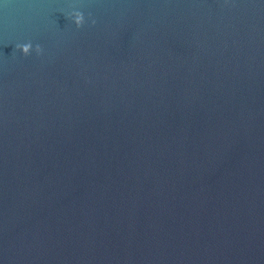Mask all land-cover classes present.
<instances>
[{"label": "water", "instance_id": "1", "mask_svg": "<svg viewBox=\"0 0 264 264\" xmlns=\"http://www.w3.org/2000/svg\"><path fill=\"white\" fill-rule=\"evenodd\" d=\"M0 264H264V0H0Z\"/></svg>", "mask_w": 264, "mask_h": 264}, {"label": "clouds", "instance_id": "2", "mask_svg": "<svg viewBox=\"0 0 264 264\" xmlns=\"http://www.w3.org/2000/svg\"><path fill=\"white\" fill-rule=\"evenodd\" d=\"M68 14L71 16L77 27H79L81 24L85 22V15L79 9L74 8ZM89 15L91 16V13H89ZM91 23L95 24L96 23L95 19H92ZM23 47L24 50L27 51L29 45H24ZM37 48H39V45H37Z\"/></svg>", "mask_w": 264, "mask_h": 264}]
</instances>
